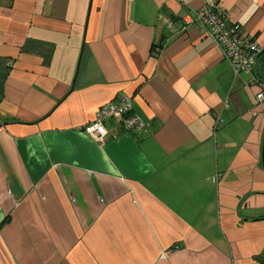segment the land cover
<instances>
[{
  "label": "crops",
  "instance_id": "0c3cea01",
  "mask_svg": "<svg viewBox=\"0 0 264 264\" xmlns=\"http://www.w3.org/2000/svg\"><path fill=\"white\" fill-rule=\"evenodd\" d=\"M205 1L0 0V264H264L263 70L158 20ZM124 96L147 133L83 132Z\"/></svg>",
  "mask_w": 264,
  "mask_h": 264
},
{
  "label": "built area",
  "instance_id": "2783aa9c",
  "mask_svg": "<svg viewBox=\"0 0 264 264\" xmlns=\"http://www.w3.org/2000/svg\"><path fill=\"white\" fill-rule=\"evenodd\" d=\"M158 20L171 35L182 33L191 26H198L220 48L222 56L231 64L235 75L252 72L257 65L256 57L263 50L256 39L245 36L242 28L231 21L218 0H206L199 8L185 12L175 21L161 14L158 15ZM254 82L259 88L255 95L256 100L264 101V82L258 79H254ZM111 118L120 119L127 130L139 134L147 133L146 122L132 112L129 96L103 104L95 112L93 119L83 125L82 130L95 141L102 142L107 135L105 121ZM167 253L162 252L161 257L164 258Z\"/></svg>",
  "mask_w": 264,
  "mask_h": 264
},
{
  "label": "water",
  "instance_id": "95a60500",
  "mask_svg": "<svg viewBox=\"0 0 264 264\" xmlns=\"http://www.w3.org/2000/svg\"><path fill=\"white\" fill-rule=\"evenodd\" d=\"M264 54V49L258 54L256 57L257 60V66L262 68L263 73L260 75L261 78H264V62L260 61V57ZM7 124V123H5ZM2 125H0L1 127ZM262 166L264 167V137H263V148H262Z\"/></svg>",
  "mask_w": 264,
  "mask_h": 264
}]
</instances>
